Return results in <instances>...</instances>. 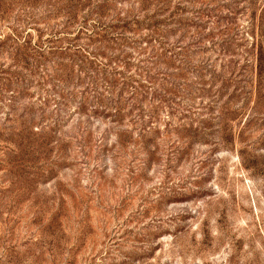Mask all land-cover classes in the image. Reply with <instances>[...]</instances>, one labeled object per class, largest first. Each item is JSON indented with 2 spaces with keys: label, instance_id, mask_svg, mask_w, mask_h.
<instances>
[{
  "label": "rangeland",
  "instance_id": "rangeland-1",
  "mask_svg": "<svg viewBox=\"0 0 264 264\" xmlns=\"http://www.w3.org/2000/svg\"><path fill=\"white\" fill-rule=\"evenodd\" d=\"M0 264H264V0H0Z\"/></svg>",
  "mask_w": 264,
  "mask_h": 264
},
{
  "label": "trees",
  "instance_id": "trees-1",
  "mask_svg": "<svg viewBox=\"0 0 264 264\" xmlns=\"http://www.w3.org/2000/svg\"><path fill=\"white\" fill-rule=\"evenodd\" d=\"M64 53V52H63ZM69 61H71V59H69ZM80 61V60H79ZM72 61V65L73 66H77V68H79V72H81L82 68L85 67V65L87 66H90L92 64V62L90 60H85V61ZM108 63H111V60L107 59ZM78 62V63H77ZM59 65V64H58ZM87 68L88 70L90 68L88 67H85ZM85 80H87V85L88 86H91V87H94V88H97L95 87L96 85H98V83H96L98 80H100V82H102V87H103V92L105 93H110L112 95V92L113 91H117L119 90L120 92H128L130 93L131 95V102H133L132 100H135V96L138 93L139 91V88L141 86H138V87H132V85H130L132 82H137L136 80H133L131 79V77H126V76H123L121 75L120 76V79H113L111 77L107 75H104L102 77H98V79L96 77H92V76H89V75H86V77H84ZM92 91H94V93H96L97 95V98L98 99V104H99V101L101 102V98H103V96L101 97V93H97V90L96 89H93ZM100 96V98H99ZM114 103V105L116 106L115 108V111H117V105L121 103V100L120 99H115L113 101H111ZM107 105H110V101L108 103H106L104 106H107ZM103 109H107V108H103Z\"/></svg>",
  "mask_w": 264,
  "mask_h": 264
}]
</instances>
